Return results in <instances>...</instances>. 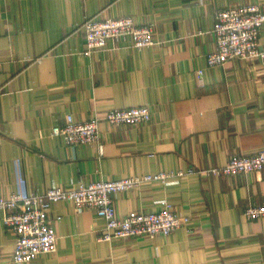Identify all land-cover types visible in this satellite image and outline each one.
<instances>
[{
  "label": "crops",
  "instance_id": "1",
  "mask_svg": "<svg viewBox=\"0 0 264 264\" xmlns=\"http://www.w3.org/2000/svg\"><path fill=\"white\" fill-rule=\"evenodd\" d=\"M238 5L264 12V0H0V196L182 172L111 198L118 216L167 205L188 218L168 236L106 242L93 210L54 202L56 250L26 264H264V217L245 216L247 207L264 205V166L229 177L201 173L264 151L261 62L206 67L216 11ZM95 15L149 25L154 43L109 39L87 52L75 29ZM132 106H146L150 120L101 121L87 145L51 136L68 115L85 121ZM1 216L0 264H15V234Z\"/></svg>",
  "mask_w": 264,
  "mask_h": 264
},
{
  "label": "built area",
  "instance_id": "2",
  "mask_svg": "<svg viewBox=\"0 0 264 264\" xmlns=\"http://www.w3.org/2000/svg\"><path fill=\"white\" fill-rule=\"evenodd\" d=\"M214 17L211 33L215 44L207 54L206 67L221 66L227 60L238 58L259 60L264 68V48L258 45L264 12L256 5H238L217 10ZM75 31L84 34L87 52L102 49L109 39L129 38L135 48L154 43L151 26H137L130 17L100 18L95 15L77 26ZM202 74V69L196 71L200 83ZM149 120L150 111L146 106H132L112 109L85 121H77L68 115L65 123L53 126L50 133L51 136L60 137L68 146L87 145L97 141L98 124L101 121L110 125H136ZM263 166L264 151L260 150L250 156H231L223 166L201 173L229 177L236 173L259 172ZM181 175L182 172H159L114 180H96L86 184L77 182L68 188L52 186L43 193L14 192L7 197L0 196L1 220L15 234L12 262L30 263L56 250L57 235L48 219V210L54 202H70L78 211L93 210L105 222L100 235L102 241L168 236L186 224L188 218L175 214L167 205L157 211H130L124 216H118L111 196L148 182L166 183ZM245 216L249 220L264 217V205L247 207Z\"/></svg>",
  "mask_w": 264,
  "mask_h": 264
}]
</instances>
